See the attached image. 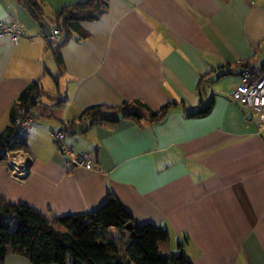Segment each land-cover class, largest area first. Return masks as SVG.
<instances>
[{
    "label": "crops",
    "instance_id": "crops-1",
    "mask_svg": "<svg viewBox=\"0 0 264 264\" xmlns=\"http://www.w3.org/2000/svg\"><path fill=\"white\" fill-rule=\"evenodd\" d=\"M30 1L50 27L61 7L85 0ZM10 16L23 35L15 45L0 37V132L28 83L51 95L32 110L28 174L0 164V197L69 214L95 210L111 192L137 223L168 230L171 249L181 244L192 264H264V127L235 97L243 62L264 64V0H107L80 23L86 36L60 48L57 83L58 63L22 0H0V20ZM210 98L207 115H188ZM124 100L176 104L152 125L120 118L69 129L64 144L91 162L70 164L49 131ZM4 264L32 263L10 253Z\"/></svg>",
    "mask_w": 264,
    "mask_h": 264
},
{
    "label": "trees",
    "instance_id": "trees-1",
    "mask_svg": "<svg viewBox=\"0 0 264 264\" xmlns=\"http://www.w3.org/2000/svg\"><path fill=\"white\" fill-rule=\"evenodd\" d=\"M22 1L35 21L45 23L37 3ZM106 3L107 0H85L63 6L54 13L59 38L57 41L45 39L58 63V72L51 75L56 83L63 73L60 48L74 36L76 40L83 39L86 34L80 23L95 20ZM217 70L218 75L225 73L221 67ZM206 83V74L201 75L198 89L202 91ZM50 95L41 89L38 80L28 83L11 108L10 123L0 132V150L27 151L26 135L20 140L12 139L18 111L23 109L33 118L32 110L38 99ZM175 104L167 103L158 110L136 100H124L118 106L93 105L84 109L77 122L71 121L64 130L83 131L84 122L114 125L120 118L152 125L161 122ZM212 104V98L207 102L202 100L188 115L205 116ZM3 159L0 155V164ZM129 223L132 227L126 228ZM10 253L22 255L32 264H192L181 244L176 251L171 249L168 230L151 222L137 223L111 192L95 210L69 214L42 213L24 202L0 197V264H4Z\"/></svg>",
    "mask_w": 264,
    "mask_h": 264
},
{
    "label": "built area",
    "instance_id": "built-area-1",
    "mask_svg": "<svg viewBox=\"0 0 264 264\" xmlns=\"http://www.w3.org/2000/svg\"><path fill=\"white\" fill-rule=\"evenodd\" d=\"M22 35V28L13 17L10 16L0 20V37L7 36L10 43L15 45L19 43ZM58 35V31L54 30L48 38L55 40ZM244 63L241 69L242 84L237 87L235 97L238 102L254 110L253 112L258 120V127L261 129L264 127V68L251 69V61H244ZM31 120L32 118L26 115L23 109L18 111L15 119L16 129L12 136L13 140H20L26 135ZM67 134L68 131L64 129L49 131L50 138L58 146L59 150L71 156L70 164L89 165L91 162L86 156L74 155L66 147L64 139ZM0 155L5 157L12 175L18 174L19 177H24L28 174L27 160L21 154V151L12 152L7 149H1Z\"/></svg>",
    "mask_w": 264,
    "mask_h": 264
},
{
    "label": "rangeland",
    "instance_id": "rangeland-1",
    "mask_svg": "<svg viewBox=\"0 0 264 264\" xmlns=\"http://www.w3.org/2000/svg\"><path fill=\"white\" fill-rule=\"evenodd\" d=\"M49 28H50V35H51L52 31H54V30H57L58 33H59V30L56 29L54 25L50 26ZM42 33H43V32H42ZM48 37H49V36H48ZM58 38H59V35H58L57 39H55V40H53V41H57ZM48 55L50 56V51H49V50H48ZM244 64H245V63L243 62L242 67H243ZM250 65H251V66H250L251 69H255V68L263 69V68H264V64H263L262 66H257V67L254 66L252 63H251ZM248 66H249V65H248ZM242 67H240V77H241V69H242ZM241 79H242V78H241ZM60 83L63 84V83H64V80L61 79ZM241 84H242V82H241ZM241 84H240V85H241ZM52 87H53V86H52ZM52 87H51V89L54 90V89H55V84H54V87H53V88H52ZM207 89H208V88H207ZM207 91H209V90H207ZM41 100L43 101V100H45V98L42 96V99H41ZM244 106H245V105H244ZM245 107H246V106H245ZM246 109H247V111L249 112V115H251V116H252V114L255 115V113L253 112L254 110L250 109L249 107H246ZM255 116H256V115H255ZM256 118H257V117H256ZM257 124H258V120H257ZM24 153H25V152H22L21 154H22V155H25ZM20 156H21V155H20ZM5 163L7 164V161H6L5 157H4V159H3V161H2L1 164H2V165H5ZM7 166H8V164H7ZM8 168H9V166H8ZM9 170H10V169H9ZM10 174H11V172H10ZM11 175H12V174H11ZM13 177L21 178V177L18 176V174L13 175ZM22 178H23V177H22ZM22 178H21V179H22ZM172 250H175V249H172Z\"/></svg>",
    "mask_w": 264,
    "mask_h": 264
},
{
    "label": "water",
    "instance_id": "water-1",
    "mask_svg": "<svg viewBox=\"0 0 264 264\" xmlns=\"http://www.w3.org/2000/svg\"><path fill=\"white\" fill-rule=\"evenodd\" d=\"M39 25H40V28H41L43 34H44V37L50 36V28H49V26L46 23L42 22V21L39 22ZM131 227H132L131 223L126 225V228H131Z\"/></svg>",
    "mask_w": 264,
    "mask_h": 264
},
{
    "label": "bare ground",
    "instance_id": "bare-ground-1",
    "mask_svg": "<svg viewBox=\"0 0 264 264\" xmlns=\"http://www.w3.org/2000/svg\"><path fill=\"white\" fill-rule=\"evenodd\" d=\"M22 32H23V30H22Z\"/></svg>",
    "mask_w": 264,
    "mask_h": 264
}]
</instances>
